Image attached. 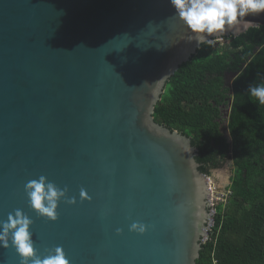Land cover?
<instances>
[{"label":"water","instance_id":"obj_1","mask_svg":"<svg viewBox=\"0 0 264 264\" xmlns=\"http://www.w3.org/2000/svg\"><path fill=\"white\" fill-rule=\"evenodd\" d=\"M245 19L264 26V12ZM189 35L168 0H0V220L22 209L41 255L62 246L71 264H197L211 186L190 139L152 117L200 47ZM40 175L77 198L54 222L23 191ZM135 221L145 233L129 231ZM0 264L19 258L0 249Z\"/></svg>","mask_w":264,"mask_h":264},{"label":"trees","instance_id":"obj_2","mask_svg":"<svg viewBox=\"0 0 264 264\" xmlns=\"http://www.w3.org/2000/svg\"><path fill=\"white\" fill-rule=\"evenodd\" d=\"M232 62L248 66L235 82L264 85V26L230 36L225 43L200 45L166 81L152 113L156 123L190 139L197 149L198 169L205 175L231 153L229 194L214 207L213 225L201 243L197 264H264V105L253 103L247 117L228 120L229 149L209 102L216 99L218 72ZM249 98L246 101L256 100Z\"/></svg>","mask_w":264,"mask_h":264},{"label":"clouds","instance_id":"obj_3","mask_svg":"<svg viewBox=\"0 0 264 264\" xmlns=\"http://www.w3.org/2000/svg\"><path fill=\"white\" fill-rule=\"evenodd\" d=\"M173 9V17L178 19L194 40L200 45L214 46L222 34L233 31L236 34L247 32L260 25L245 17L264 12V0H168ZM248 94L264 105V85H249ZM23 191L28 207L38 218L54 222L58 219V206L61 201L75 205L77 198L68 196L67 186L61 188L49 181L44 175L25 183ZM87 190H79V200H91ZM104 215L103 213L101 214ZM33 219L22 209L8 213L5 220H0V249H13L19 258V264H71L62 246L49 248L41 255L35 245L31 225ZM147 226L139 221L131 223L129 231L143 234ZM117 228L116 233L120 234Z\"/></svg>","mask_w":264,"mask_h":264},{"label":"flooded vegetation","instance_id":"obj_4","mask_svg":"<svg viewBox=\"0 0 264 264\" xmlns=\"http://www.w3.org/2000/svg\"><path fill=\"white\" fill-rule=\"evenodd\" d=\"M230 36H224V42L229 41ZM217 44V43H216ZM236 58H233L232 61H236ZM246 63L241 65L230 63L226 64L218 72L217 79V94L216 99L211 100L212 107L215 109V119L217 120L219 126V132L226 138L228 143V148L231 149L232 140L229 136L228 120L230 118H244L249 114V105L257 103L260 105L257 100L255 101H246L249 98L248 87L249 85H257L261 83H255L254 81H237L234 80L240 75L243 69L247 68ZM261 75V74H260ZM230 152L227 153L228 157H225L222 163L229 166L230 174L228 175V185L230 184L232 178V172L234 170L233 160L230 158ZM228 187V186H227Z\"/></svg>","mask_w":264,"mask_h":264},{"label":"rangeland","instance_id":"obj_5","mask_svg":"<svg viewBox=\"0 0 264 264\" xmlns=\"http://www.w3.org/2000/svg\"><path fill=\"white\" fill-rule=\"evenodd\" d=\"M225 39V38H224ZM223 38L219 39L217 44L225 43ZM230 174L229 166L222 163L218 168H211L206 175L208 178V182L211 186V192L208 197L209 205L211 211V220L209 224L213 222V215H214V207L218 203H224L226 201L227 195L229 194L228 191V175Z\"/></svg>","mask_w":264,"mask_h":264},{"label":"built area","instance_id":"obj_6","mask_svg":"<svg viewBox=\"0 0 264 264\" xmlns=\"http://www.w3.org/2000/svg\"><path fill=\"white\" fill-rule=\"evenodd\" d=\"M222 38L224 39V37H222ZM222 38H220V39H222ZM212 219H213V218H212ZM212 225H213V222H212L211 224H209V226H208V230L212 227ZM207 238H208V234H207L206 237H204V239L202 240V242H204ZM213 264H215V261H213Z\"/></svg>","mask_w":264,"mask_h":264}]
</instances>
